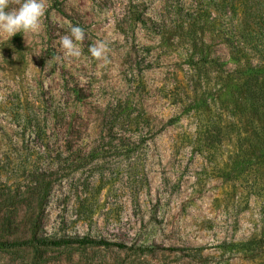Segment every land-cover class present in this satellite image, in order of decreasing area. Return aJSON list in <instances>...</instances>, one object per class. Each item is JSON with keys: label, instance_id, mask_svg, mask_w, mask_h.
<instances>
[{"label": "rangeland", "instance_id": "rangeland-1", "mask_svg": "<svg viewBox=\"0 0 264 264\" xmlns=\"http://www.w3.org/2000/svg\"><path fill=\"white\" fill-rule=\"evenodd\" d=\"M260 1L44 0L42 31L0 34V242L110 244L0 264H264L260 123L208 68V49L233 78L257 62L242 27ZM69 24L79 58L59 46Z\"/></svg>", "mask_w": 264, "mask_h": 264}, {"label": "trees", "instance_id": "trees-1", "mask_svg": "<svg viewBox=\"0 0 264 264\" xmlns=\"http://www.w3.org/2000/svg\"><path fill=\"white\" fill-rule=\"evenodd\" d=\"M261 6L263 11L258 17L257 23L252 24L244 21V27L242 31H249L250 33L258 34V38L255 40V44L252 50L258 55V60L254 64L250 63L245 66V69L239 72V76L233 78L232 73L225 69L226 62L221 61L216 56H212L208 49V68L214 75V83L221 84L217 90L220 91L225 88V91L229 92L232 87L237 92L241 93L240 104L243 111L257 115V119L260 123V127L257 128L256 137L260 141L264 142V0H261ZM252 27V29H251ZM262 47V52L259 50ZM247 51V49H246ZM77 90L72 92L77 96ZM260 145V144H257ZM261 147V145H260ZM129 151H134V148H130ZM262 159H264V151H261ZM255 242H244L238 244H223V247L233 248H248ZM63 245H103L108 246L104 240H96L90 238H75V239H53V240H37L29 239L16 242H0V250H11L18 248H38V247H59ZM119 248H123L122 244H111Z\"/></svg>", "mask_w": 264, "mask_h": 264}, {"label": "clouds", "instance_id": "clouds-1", "mask_svg": "<svg viewBox=\"0 0 264 264\" xmlns=\"http://www.w3.org/2000/svg\"><path fill=\"white\" fill-rule=\"evenodd\" d=\"M45 10L44 0H20L19 6L15 8L9 6V0H0V34H6L8 40L18 34L23 38L26 34H38L42 31ZM84 36L85 30L81 26L69 24L67 34L59 39V46L64 55L73 58L81 57L82 49L79 42L84 39ZM107 49L106 42L98 41L89 47L88 53L91 58L105 59Z\"/></svg>", "mask_w": 264, "mask_h": 264}]
</instances>
